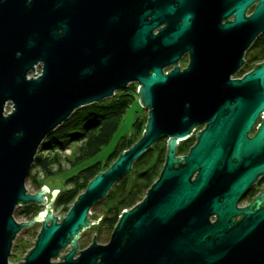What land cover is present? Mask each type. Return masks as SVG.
<instances>
[{"label": "water", "instance_id": "1", "mask_svg": "<svg viewBox=\"0 0 264 264\" xmlns=\"http://www.w3.org/2000/svg\"><path fill=\"white\" fill-rule=\"evenodd\" d=\"M253 1L0 0V264H11L14 239L36 221L43 223L34 247L17 264H264V190L237 207L264 178V64L231 78L222 47L240 38L209 32L219 10L235 15L218 25L222 33L244 22L264 28V0L244 18ZM186 50L190 66L164 74ZM132 82L149 109L141 138L89 182L63 219L54 216L60 190L48 203L46 185L34 194L26 188L42 142L76 109ZM201 124L178 157L179 142ZM164 137L165 164L143 200L123 211L108 243L95 234L80 249L81 234L98 222L92 207ZM33 202L48 205L19 223L16 208Z\"/></svg>", "mask_w": 264, "mask_h": 264}, {"label": "trees", "instance_id": "2", "mask_svg": "<svg viewBox=\"0 0 264 264\" xmlns=\"http://www.w3.org/2000/svg\"><path fill=\"white\" fill-rule=\"evenodd\" d=\"M137 95L138 92L136 88L128 86L125 90L117 91L114 96L108 100L95 102L76 109L69 118L61 123L55 131L44 139L39 148V154H37L35 158L32 170L35 168H41L45 171L46 175L50 176L53 174L51 167L54 164H59L60 159H58L57 154L52 158H49V156H41V153L43 151L50 154L52 152L56 153L58 150L66 149L72 142L85 141V147L84 149L82 148V152L80 153L81 155L71 160L73 167L80 163L84 158L98 151L101 148V145L108 141L112 132L117 128L121 117L127 111V108L133 103ZM144 125L146 126V124L139 123L137 118L133 124L134 130L137 131L139 128L142 130ZM138 139L133 141L130 140L128 136H123L105 163L101 161L94 162L84 168H80L77 173L68 176L66 178V186L67 184H71V187L68 189H60L55 202V207H63V209L67 211V214L74 202L78 199L79 195L87 189L89 182L99 172L108 169V167L118 158L120 153L134 145ZM159 142L160 140L133 163L131 174L129 173L127 176L121 178L109 190L106 195V199L116 201L105 210L101 219L102 224H105L114 230L123 211L135 206L139 202V199L143 198L141 193L144 189L147 188V192L152 184L157 180L159 175L155 180H153V177L156 175V171L150 172L148 168H143V165L144 161L150 156V154H152L156 144ZM184 150L185 147L181 145L180 152H183ZM133 173L135 174V181L134 184H131L132 186L128 188L129 179ZM30 176L31 173L29 174V177ZM33 178L36 187L41 188L43 185H48L50 187V185L44 180L41 181L36 176ZM118 190L123 191L122 196H116V192ZM52 191H50V193ZM69 204L72 205L68 207ZM42 210V205L33 202L24 205L21 212L22 214L33 218Z\"/></svg>", "mask_w": 264, "mask_h": 264}, {"label": "rangeland", "instance_id": "3", "mask_svg": "<svg viewBox=\"0 0 264 264\" xmlns=\"http://www.w3.org/2000/svg\"><path fill=\"white\" fill-rule=\"evenodd\" d=\"M42 70V65L39 64L37 66L36 72L34 74L29 75L31 76H38V74L41 73ZM131 87H135L137 92H138V87L133 83ZM110 98H107L105 100H108ZM140 97L139 95L136 96L134 99L133 103L127 108V111L123 114V116L120 119V122L117 126V128L112 132L110 135L108 141H106L104 144L101 145V148L96 151L95 153L89 155L88 157L84 158L80 163L76 164L73 167V163L71 160L75 159V157H78L81 155L80 153L82 152V148L84 149L85 141H79V142H72L71 144L68 145V147L64 150H58L56 153H48L46 151H43L41 153V156H49V158H52L54 155L57 154L58 159H60L59 164H54L51 169L53 170V174L50 176L46 175L45 171H43L41 168H35L31 169V176L27 178L26 181V188L27 191L34 194L37 193L38 190H41V188H38L35 186L33 177H37L41 181L47 182L51 189L53 190L54 188L60 190V189H68L71 187V184H67L66 186V178L70 176L71 174L77 173L80 168H84L85 166L92 164L97 161H101L103 163L106 162L107 158L111 155L113 150L116 148L117 144L119 143V140L123 136H128L130 140L136 141V139L141 138L145 125L142 128H139L137 131L134 130V121L135 119L138 118L139 123L146 124L147 123V108H144L142 104L140 103ZM103 100V101H105ZM12 108V103L9 102L6 106V112L10 111ZM139 140V139H138ZM195 139H191L188 141H185L182 145L185 147V150L182 153L188 152L189 148L193 146ZM130 148V147H129ZM128 149V148H127ZM124 151V150H123ZM167 152V143L164 140H160L158 144H156V147L154 148L152 154L144 161L143 168H148L150 172L156 171V175L153 177V180L156 179V177L160 174L164 162H165V155ZM39 154V153H38ZM113 159V158H112ZM109 162V161H107ZM132 169L125 175L127 176L129 173L131 174ZM135 174L131 175L128 183V188H130L134 184V176ZM124 176V177H125ZM132 184V185H131ZM49 189L50 187L46 185ZM114 186V185H113ZM112 186V187H113ZM50 189V191H52ZM55 190V189H54ZM53 190V191H54ZM146 190L147 188L144 189V191L141 193L143 198L146 195ZM52 191V192H53ZM59 194V192H57ZM123 191H117L116 196H122ZM45 196V195H44ZM47 196V201L49 203L51 199V193L46 194ZM45 196V197H46ZM143 198L139 199V202L143 200ZM116 201V200H115ZM115 201H111V199L107 200L106 197L101 199L99 202L96 203L95 206H93V209L91 210V215L90 219L91 221H98L97 223H93V225L86 229L80 236L78 242L80 249L85 248V246H89L92 244L94 241V237L96 234V240L100 244H106L109 242L111 235H112V228L106 226L105 224H102V218L99 219L102 215L103 212L111 206ZM138 202V203H139ZM48 203L42 205L43 210L45 211ZM72 204H69L68 207H70ZM24 205L18 206L14 212V216L16 220L19 223L22 222H29L33 218L26 216L25 214H22V208ZM95 207V208H94ZM126 210V209H125ZM66 212L63 207H55L52 208L51 213H53L54 216H57L61 219H63L66 215ZM38 215V214H37ZM121 216V215H120ZM41 221H36L30 226H23V228L19 231L17 234L16 238L13 241V249L12 253L10 255V263L11 264H17L21 261L24 260V257L28 254L29 250H31L34 247L36 238L38 233L41 230L42 227ZM69 251V248L65 250V252L62 253V256L66 254ZM62 259H57V261H61Z\"/></svg>", "mask_w": 264, "mask_h": 264}, {"label": "flooded vegetation", "instance_id": "4", "mask_svg": "<svg viewBox=\"0 0 264 264\" xmlns=\"http://www.w3.org/2000/svg\"><path fill=\"white\" fill-rule=\"evenodd\" d=\"M259 0H254L251 2L245 9L244 11V18L248 19L252 16V14L255 12ZM219 5H217V9ZM215 8V9H216ZM215 12V11H214ZM217 12V10H216ZM222 10H219L217 14L213 15V19H211L212 26L209 28V32L211 37L217 36L219 37L220 34H227V35H238L239 41L233 42L231 45L227 44L228 47L225 45L222 47V56L228 59L227 61L230 62V66H228V70L231 68V78L233 79H240L244 77L245 75L253 72L256 68L264 64V28H261L259 30H255L252 27V24L250 22H244L237 29H233L232 31L228 32H223L219 28V24H226L229 22L235 21V15L230 14L227 15L226 17H223L220 13ZM211 13L210 15H212ZM214 23V24H213ZM196 25V22H195ZM165 23H162L158 27L154 29V33L156 34L160 28L164 27ZM216 38V37H215ZM238 40V38H237ZM225 44V43H224ZM226 47V49H225ZM232 48V49H231ZM218 52V51H217ZM227 53V54H226ZM221 57V55L219 56ZM191 63V51L186 50L184 51L181 56L179 57L178 60H176L174 63L166 65L163 67V73L168 74L171 70H173L176 66L179 67L180 71H183L187 69L190 66ZM238 63V64H237ZM230 67V68H229ZM133 83L138 87L139 83L138 82H132L129 84V87L133 85ZM147 110V115L149 114V109ZM148 120V116H147ZM262 119L259 117L257 121L255 122L251 132L249 133V136H253L257 130L258 125L261 123ZM205 124L198 125L193 128L192 133L189 135V137L183 141L179 142V145L177 147V156L181 157L183 155H186V153L180 152V146L188 140L195 139L194 143L197 140V133L203 129ZM164 140L167 143L168 137H164L161 139V141ZM167 153V152H166ZM165 160H166V155H165ZM165 164V162H164ZM164 166V165H163ZM161 173V172H160ZM160 175V174H159ZM264 190V178H260L257 180L254 184L251 185V187L244 193V195L239 199L237 203L238 208H243L251 204L254 199L260 195ZM52 193V192H51ZM243 217V214H240L236 217V221L240 220ZM212 219H215V216H213Z\"/></svg>", "mask_w": 264, "mask_h": 264}, {"label": "built area", "instance_id": "5", "mask_svg": "<svg viewBox=\"0 0 264 264\" xmlns=\"http://www.w3.org/2000/svg\"><path fill=\"white\" fill-rule=\"evenodd\" d=\"M37 73V72H36Z\"/></svg>", "mask_w": 264, "mask_h": 264}, {"label": "clouds", "instance_id": "6", "mask_svg": "<svg viewBox=\"0 0 264 264\" xmlns=\"http://www.w3.org/2000/svg\"><path fill=\"white\" fill-rule=\"evenodd\" d=\"M50 192V191H49Z\"/></svg>", "mask_w": 264, "mask_h": 264}]
</instances>
